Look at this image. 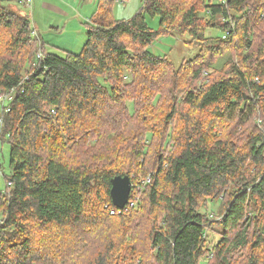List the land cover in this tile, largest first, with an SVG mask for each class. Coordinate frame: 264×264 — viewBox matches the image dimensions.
Returning <instances> with one entry per match:
<instances>
[{
	"label": "trees",
	"instance_id": "trees-1",
	"mask_svg": "<svg viewBox=\"0 0 264 264\" xmlns=\"http://www.w3.org/2000/svg\"><path fill=\"white\" fill-rule=\"evenodd\" d=\"M117 2L73 53L0 0V264H264V0H142L127 21ZM180 31L202 49L176 68L149 48ZM117 176L151 179L111 215Z\"/></svg>",
	"mask_w": 264,
	"mask_h": 264
},
{
	"label": "rangeland",
	"instance_id": "rangeland-1",
	"mask_svg": "<svg viewBox=\"0 0 264 264\" xmlns=\"http://www.w3.org/2000/svg\"><path fill=\"white\" fill-rule=\"evenodd\" d=\"M99 1L100 0H32L31 8L20 6L16 10H18L21 14H26L30 17L36 34L39 35L47 44L46 48L49 52H61L62 50H65L73 53H80L87 40L88 28L86 21L90 20L95 12H100ZM142 4V0H126L125 3L117 2L113 7V18L119 21L130 20L139 11H141ZM145 18L151 28L158 29L160 27V18L158 16L151 17L146 15ZM179 29L182 28H176V30ZM206 33L208 36L220 35L218 30H209ZM195 40V35L190 36L187 32L180 31L175 35L163 36L157 39L150 46L149 51L156 56H166L175 65V67L178 68L182 61L195 58L196 55H198L200 49H202L196 44ZM224 63V61H221V64ZM10 97L11 98L5 103L1 102L0 107L3 110L9 108L7 104H10L13 101L15 93L10 94ZM159 144L160 143L152 142V147L149 148L150 141H147L148 149H146L145 152H148V154L155 153L154 159H152L151 163L155 161V156L161 154L160 152H164L163 148L158 146ZM163 145L164 144H161V146ZM9 148V145L4 146L5 167H7L9 163ZM110 148L111 147L107 148V150ZM164 148L166 149V147ZM0 160L3 163L4 160L2 159L1 154ZM148 168L152 171V165L148 164ZM135 169L140 170L139 167H136ZM0 176H2V174ZM143 179L133 184L130 195L129 200L131 201V196H133L132 203L135 204L133 207L135 209L138 208L139 195L150 183L151 178L149 176L147 179ZM2 181L0 180V183ZM207 207L210 209V211L204 209V212H207L208 215H212V219H222L221 214L223 210L220 208L221 204L216 201L208 200ZM162 215L163 214H160L159 216V222H161L160 220L161 217H163ZM217 226H215L216 228L214 232L208 235L209 240H220L221 229ZM261 250H264V244L262 247H260V249L257 250V252H261ZM249 251L250 246L244 250V254H248ZM261 256L264 258V253L261 254ZM136 264H139V262ZM201 264H206V261L203 260Z\"/></svg>",
	"mask_w": 264,
	"mask_h": 264
},
{
	"label": "water",
	"instance_id": "water-1",
	"mask_svg": "<svg viewBox=\"0 0 264 264\" xmlns=\"http://www.w3.org/2000/svg\"><path fill=\"white\" fill-rule=\"evenodd\" d=\"M133 183L129 176H117L111 180V198L113 206L124 209L130 199Z\"/></svg>",
	"mask_w": 264,
	"mask_h": 264
},
{
	"label": "built area",
	"instance_id": "built-area-1",
	"mask_svg": "<svg viewBox=\"0 0 264 264\" xmlns=\"http://www.w3.org/2000/svg\"><path fill=\"white\" fill-rule=\"evenodd\" d=\"M27 4H28L29 7H31V0H27ZM10 98H11V97H10V94H8V93H5V94L0 93V101H1L2 103H5V102H6L7 100H9ZM5 112H6V113L10 112V108L5 109ZM52 113L54 114L55 111L53 110ZM1 174H2V171H1V169H0V175H1ZM128 204H129L131 207H134V206H135V204L132 203V202H128ZM128 204H127V205H128ZM124 209H125V208H124ZM122 210H123V209H118L117 211H116V210H111L110 214H111V215H115L116 213L120 214Z\"/></svg>",
	"mask_w": 264,
	"mask_h": 264
}]
</instances>
